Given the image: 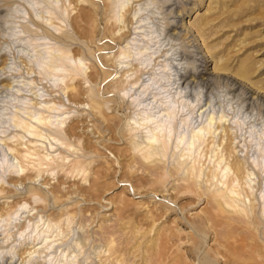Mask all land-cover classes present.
<instances>
[{"label": "rangeland", "instance_id": "1", "mask_svg": "<svg viewBox=\"0 0 264 264\" xmlns=\"http://www.w3.org/2000/svg\"><path fill=\"white\" fill-rule=\"evenodd\" d=\"M194 45L207 58L213 81L199 103L191 105L192 96L175 98L181 110L176 122L192 115L199 119L195 127L207 126L214 117V147L219 154L224 148L223 162L241 160L253 173L249 184L240 178L250 209L241 218L232 208L217 207L209 174L218 155L207 145L193 188L186 185L187 170L177 171L178 151L144 159L135 148L147 141L145 131L132 130L130 118L142 107L131 95L169 96L164 91L176 68L194 71V58L185 55ZM129 51L136 58L121 59ZM80 58L82 73L61 77V66ZM123 81L133 87L124 101L118 92ZM147 82L153 83L149 90ZM236 83L241 87L234 90ZM243 87L252 99H245ZM262 98L264 0H0V264H45L51 258L120 264L112 247L121 250L125 264H264V169L254 164L264 166ZM94 101L103 106L95 108ZM40 113L53 116L70 149H51L46 138L15 124L35 122L32 116ZM42 126L48 134L49 126ZM230 135L235 150L226 154ZM31 140L43 153L49 146V158L62 152L65 168L25 178L39 166L21 172V159L9 147ZM79 161L86 168L71 172L68 167ZM37 227L44 233L35 239ZM44 236L53 247L46 248Z\"/></svg>", "mask_w": 264, "mask_h": 264}, {"label": "bare ground", "instance_id": "2", "mask_svg": "<svg viewBox=\"0 0 264 264\" xmlns=\"http://www.w3.org/2000/svg\"><path fill=\"white\" fill-rule=\"evenodd\" d=\"M113 9H115V8H113ZM119 19L120 18L116 17V21L117 22L119 21ZM173 23L174 24H172V27H174V28L179 27V24H176L175 22H173ZM137 28H140V27H137ZM140 31H138V32H140ZM150 39H151V37H150ZM145 40H148V38L145 39ZM128 47H132V46L128 45ZM130 50L133 51V49H130ZM168 52H170V51H168ZM141 53L142 52H140L139 54H141ZM137 54H138V52H137ZM167 54H169V53H167ZM199 54H200L199 53V47L197 45H194V50L189 51L188 54L185 53V55H191L194 58V60H195V63L193 62L194 63V71L185 72V71H182L184 68H180L179 69V67H177L176 70H175L176 73H174V75H175L174 83L173 84L171 83L173 86L170 84L171 85L170 88L166 89V87H165V91L164 92H168L169 96H167V95L157 96L158 94H155L154 99H153V98H149V97L141 98L142 96H136L137 95L136 92L131 95V97H134V99L132 100V103L136 104L137 107H142L140 110H138L135 113V116H132L130 118V120L132 121L130 123L132 125V130L133 131L134 130L135 131H138V130L145 131V133H146L145 137H146V141H147L145 143L146 144L145 146H143V144H142V147H141V144H135V148L136 149L140 148L139 150L142 153L141 156L144 159H151V158H153L154 156H157V155L158 156H162V157L166 156L167 152H168V150L170 148H172V150L175 152L174 154L179 152L178 154H179L180 157H179V160H178V163H177V171H181L182 168L187 170V175L185 176L184 179L186 180V185L193 188V187H196V185L200 181V178L202 177V174H203V166H201L200 164H201V161H202L201 160L202 151L204 149L201 150V147L203 145H205V146L207 145V148H210L209 150L212 152L213 156H215V154L218 155V158H217V160L215 162L213 160L215 157L212 158L213 156L211 155V158H212L214 164H213V167L210 168V174H209V180L210 181H214L215 180L212 183L215 184L214 185L215 187L217 186L212 191V195H213V198L215 199L217 207L220 210H222V211H225L227 209V207L228 208H232L233 212L237 214L236 217L237 218H241L242 215H244V216L248 215L250 209L246 205V202L244 201V199L241 198L242 197V192L244 193V191L239 189V183L241 181L240 178H246V183L249 184L250 181H251L249 179H250V177H251V175L253 173L249 172V171H246L245 166H244V164H243V162L241 160L236 159L230 165H229V163H226V162L224 163L223 162V158L225 156V153H223L224 152V148L221 150L222 152L220 151L221 152L220 153L221 155H220L219 152H217V149L219 147L218 146L214 147L216 145V141L214 140V138L216 137L217 130H218V129L213 130L214 117H211V122L207 126L206 125H201V126L195 127V125L199 121V119L197 121L196 120L197 116L196 117H192V115L185 116V118H181V121H179L178 123L176 122L178 115L181 113V110H180V106L177 107V104H176L177 102H176L175 98L177 96H179L180 98H187L188 97V99H189V97L191 98V96H192V98L194 97V99H192V101H191L192 104L191 105L195 104L196 102L199 103V102L203 101V99L201 97L202 94H203V91L205 89H208L211 86V82L213 81L212 80V76L209 74V72L207 70V66H208L207 58H205L204 56H200ZM124 57L132 58V59L136 58V56L131 51L124 52L121 55V59L124 58ZM183 59L186 60V57H184V55H182L181 61H183ZM176 60H178V59H176ZM179 64H181V63H179ZM196 64H197V66H196ZM82 65H84V61L80 58L78 60H75V62H72L71 64L62 65L60 70H58V73L61 75V77L63 76L64 78L67 77L69 73L72 74V72L76 73L79 76V74L82 73L81 71H83V69H82L83 66ZM167 67H168V65H167ZM167 69H169V68H167ZM141 73H143V72H141ZM171 75H172V73H171ZM69 76H70V74H69ZM72 76H74V75L72 74ZM72 76H71V78H72ZM126 76H127V74H126ZM126 76H125V78H126ZM165 78H167L168 81H169L170 77L166 76ZM127 79H128V76H127ZM162 79H164V78L162 77ZM122 80H124V79H122ZM138 80H140V78ZM148 80H150V79H148ZM136 82L137 81L131 82V85L132 84L135 85V84L138 83V82L137 83ZM171 82H173V81H171ZM123 83H124V81L122 82V85L120 84L118 92H120V95L122 94L120 98H122V100L124 101L126 95H128L131 92V89L133 87L131 88L128 85L126 86ZM158 84H159V82H158ZM88 86H90V85H88ZM152 87H153V83L147 82V88H145V89L149 90ZM167 87H169V86H167ZM240 87L241 86H239L236 83V84H234L233 89L237 90ZM242 89L245 90V92H244L245 99L246 100L252 99V96H250L251 92L245 87H243ZM19 90H20V88H19ZM90 93H92V91ZM170 98H173L172 101L170 100ZM262 99H260V100H262ZM189 100H191V99H189ZM94 102L95 103H93V104L95 105V108H97V109L98 108L100 109V107L103 106V103L100 104L99 102H96V101H94ZM40 104H42V103H40ZM45 104L48 105L49 103L46 102ZM186 104H185V106H186ZM47 105H45V106H47ZM262 106L264 107V99L262 100ZM47 107H49L51 109L53 107V105L52 106L48 105ZM181 107H182V105H181ZM44 108H46V107H44ZM201 113H203V112H201ZM34 114H35V112H34ZM199 114L200 113H198V115ZM66 115H64L63 117L66 118ZM199 116H201V114ZM211 116H213V115H211ZM32 117L35 120V122H32L30 120H29L30 122H26V121L17 119L15 121V124L18 127H22L29 135L37 137V139L40 138V137L46 138L47 142H50V148L51 149H54L55 146H59V144L65 145L68 149H70L73 146L69 141L65 142L64 139L62 137H60V132H61L60 128L61 127L58 126V125L55 126L57 123L55 122V120H53V119L51 120V118H53V116L52 117L49 116V115L48 116H43V114L40 113L39 116L33 115ZM53 121L56 124H54ZM61 121L64 122L65 121L64 118H62ZM221 122H223V121H221ZM59 123H61V122H59ZM199 124H201V123H199ZM42 125L43 126H49L48 128H49L50 132L48 134H45L42 131V129H40V127ZM182 128H185V129L182 131L181 130ZM186 129L187 130L189 129L188 130V131H190V133L188 132L189 135L185 131ZM134 137H136V134H134ZM234 137H233V135H230V137H228L230 139V143L228 144V142H227V146L225 148V150H227L226 154L227 153L231 154L235 150V148L232 146L233 143H234ZM46 139H43V141L46 140ZM66 140H67V138H66ZM20 141H24V140L20 139ZM35 141H32V140L29 141V142L25 141L26 143H24V144L21 142V144H23L24 146L21 145V144L20 145L23 146V147H20L19 145H14L13 147H9V150L12 151V152L15 151L16 157L18 159L19 158L21 159L20 160V164L21 165H19L20 166L19 168H20L21 172H25L26 170L30 169V167H34V169H36L37 166H39V168L36 169L37 173L35 175L32 173V175H33L32 176L31 173H28V174L26 173L24 175L25 178L34 179L35 177H39V176L45 174V172H47V171L48 172H54V170H56V168L58 166H61L62 168H65L64 167L65 166L64 162H65V160H67L68 157H65L62 154V152H61L60 154L57 153V155H55L57 158H55L54 155H53L52 158H49V156L52 155V153H50V152H52V150H50L48 148L49 146L47 147L48 152L43 153V151L40 148H37L36 144H35L36 147L35 146L32 147L30 145L32 143H35ZM36 142H38V141H36ZM45 145H47V144H45ZM45 145L43 144L44 147H45ZM61 148L62 147H58V149H61ZM209 150L207 151V154H208ZM33 156H36V158L38 156L37 159L40 160V163L36 164L37 161H34V160L31 161V159H34ZM210 161H211V159H210ZM44 164L48 165L47 169H45L46 167L44 168L45 170H43V168H41V166H43ZM254 164L257 167H260V169L261 168L264 169L263 164L258 163L256 161L254 162ZM184 165H185V167H184ZM85 168L86 167H85L84 163L81 162V161L74 163L70 168L68 167V169L71 172L78 171V170H84ZM253 170L254 169H251V171H253ZM231 171H234L233 175L232 174L230 175ZM234 174H235V176H234ZM252 182H254V181H252ZM248 187L250 188L252 186L249 185ZM245 191H247V190H245ZM34 196H36V198H37L36 194ZM261 199H262V202H263L262 203L263 204V208L262 209H263V214H264V194H263V196L261 195ZM20 207L21 208L22 207L26 208V203L25 204H21ZM226 211H228V210H226ZM18 212H19V209L15 211V214L18 213ZM38 228L39 227H37L36 230L34 231L35 233H34L33 236H34L35 239H38L41 236V234L44 233L42 231H38ZM46 237H49V236H44L43 240H45ZM45 242L48 243L46 248L49 249V247L50 248L53 247L52 244H53L54 241L48 242V239L46 238ZM113 248L114 247H112V256L113 255L116 256V260L118 262H120V264H125L126 259L121 260V259H119V256H118V254L120 253L121 250H117V249H113ZM30 254H33V253L31 252ZM51 255H53V254L47 255L46 257H49ZM47 260L48 259H46L45 264L48 263ZM49 260L51 261L50 264H64V263H61L59 261H54V259H52V258L49 259ZM73 263L74 262L72 261L71 264H73Z\"/></svg>", "mask_w": 264, "mask_h": 264}]
</instances>
